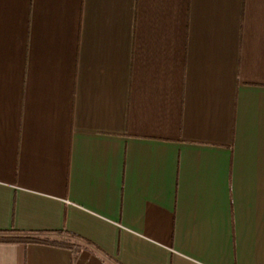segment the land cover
<instances>
[{"label":"crops","instance_id":"1","mask_svg":"<svg viewBox=\"0 0 264 264\" xmlns=\"http://www.w3.org/2000/svg\"><path fill=\"white\" fill-rule=\"evenodd\" d=\"M56 231L0 264H264V0H0V237Z\"/></svg>","mask_w":264,"mask_h":264},{"label":"trees","instance_id":"2","mask_svg":"<svg viewBox=\"0 0 264 264\" xmlns=\"http://www.w3.org/2000/svg\"><path fill=\"white\" fill-rule=\"evenodd\" d=\"M48 233L49 232H38L35 234L19 233L21 234V236H18L16 238L15 237L13 238L0 237V241H7V242L17 241V242H23L26 244L40 243V244L54 245L57 247H66V248H70L74 250V259H75L76 252H78L82 247V244L79 243V238H77L73 234L66 233L63 231L52 232L53 234L61 235V237L55 236L54 238H50L48 236H43L44 234H48Z\"/></svg>","mask_w":264,"mask_h":264}]
</instances>
